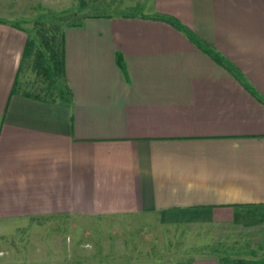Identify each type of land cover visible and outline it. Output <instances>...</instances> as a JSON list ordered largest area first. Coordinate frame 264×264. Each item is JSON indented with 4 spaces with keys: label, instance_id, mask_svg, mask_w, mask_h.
I'll list each match as a JSON object with an SVG mask.
<instances>
[{
    "label": "crops",
    "instance_id": "crops-1",
    "mask_svg": "<svg viewBox=\"0 0 264 264\" xmlns=\"http://www.w3.org/2000/svg\"><path fill=\"white\" fill-rule=\"evenodd\" d=\"M120 4L67 24L49 63L0 1V242L9 249V234L49 218L264 224V0ZM190 264H264V245L259 258Z\"/></svg>",
    "mask_w": 264,
    "mask_h": 264
},
{
    "label": "rangeland",
    "instance_id": "rangeland-1",
    "mask_svg": "<svg viewBox=\"0 0 264 264\" xmlns=\"http://www.w3.org/2000/svg\"><path fill=\"white\" fill-rule=\"evenodd\" d=\"M0 1L13 12L14 22L28 31L34 55L46 56L49 63L51 59L58 61L61 34L67 24L87 15L124 9L122 0H101L99 8L85 10L86 3L75 9L56 0ZM34 70L46 76L53 69ZM39 224L37 232L32 226L23 233L9 234L12 239L17 237L12 243L15 250L0 242V264H190L191 259L208 254L230 259L259 258L264 245L262 223L251 227L257 230L251 234L245 233L250 227H163L155 218L142 216L49 218ZM260 246L262 249H258Z\"/></svg>",
    "mask_w": 264,
    "mask_h": 264
},
{
    "label": "trees",
    "instance_id": "trees-1",
    "mask_svg": "<svg viewBox=\"0 0 264 264\" xmlns=\"http://www.w3.org/2000/svg\"><path fill=\"white\" fill-rule=\"evenodd\" d=\"M197 45H199L200 48H202L203 50L208 52V49H206V47L201 46L199 41H196ZM210 53V52H208ZM211 55H213L212 53H210ZM213 57L219 62V63H223L222 59L218 56V55H213Z\"/></svg>",
    "mask_w": 264,
    "mask_h": 264
}]
</instances>
